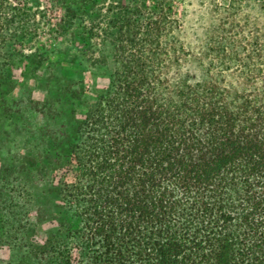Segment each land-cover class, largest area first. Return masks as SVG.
<instances>
[{
	"label": "trees",
	"instance_id": "obj_1",
	"mask_svg": "<svg viewBox=\"0 0 264 264\" xmlns=\"http://www.w3.org/2000/svg\"><path fill=\"white\" fill-rule=\"evenodd\" d=\"M177 1L74 0L72 19L97 14L88 35L110 48L98 60L109 83L88 100L82 80L65 79L47 100L25 102L14 67H40L45 55L16 48L37 31L30 15L0 0V146L9 129L32 136L37 182L60 199L37 209L30 232L48 237L35 256L264 264V37L235 35L216 48L231 80L214 75V61L194 62L204 73L196 78L183 72ZM36 159H26L29 168Z\"/></svg>",
	"mask_w": 264,
	"mask_h": 264
},
{
	"label": "rangeland",
	"instance_id": "obj_2",
	"mask_svg": "<svg viewBox=\"0 0 264 264\" xmlns=\"http://www.w3.org/2000/svg\"><path fill=\"white\" fill-rule=\"evenodd\" d=\"M8 1L30 15L29 32L37 31V36L33 32L24 45L16 48L25 54L39 51L45 55L40 67L36 61L30 66L18 62L14 67L25 91L23 101L27 102L29 97L39 102L47 100L51 91L57 92L58 82L65 79L82 80L89 89L88 100L108 85L109 70L98 60L109 56L110 48L88 35L97 16L94 10L83 18L72 19L68 10L75 8L74 0ZM102 1L98 0L100 7ZM174 10L181 25L178 37L187 52L183 72L190 71L196 78L204 73L194 67V62H202L208 68L214 61V75L231 80L235 74L222 72L224 58L216 55V48L234 43L235 35L243 43L255 32L264 37V0H178ZM70 22L73 23L70 29L60 33ZM76 110L77 116L83 118L86 108L78 105ZM12 130L6 137L7 145L0 146V264H55L48 258L35 256V248L48 235L32 234L30 225L36 223L38 208H55L60 199L45 192L37 182L42 164L33 148L36 143L32 136L16 135ZM30 156L37 157L35 168L27 165Z\"/></svg>",
	"mask_w": 264,
	"mask_h": 264
}]
</instances>
